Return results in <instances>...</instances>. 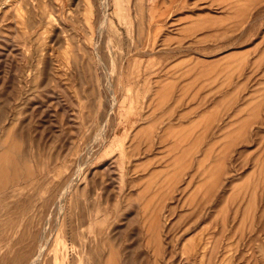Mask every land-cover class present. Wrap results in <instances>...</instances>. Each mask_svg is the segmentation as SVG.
I'll return each instance as SVG.
<instances>
[{
	"label": "rangeland",
	"instance_id": "374dc122",
	"mask_svg": "<svg viewBox=\"0 0 264 264\" xmlns=\"http://www.w3.org/2000/svg\"><path fill=\"white\" fill-rule=\"evenodd\" d=\"M4 157L0 264H264V0H0Z\"/></svg>",
	"mask_w": 264,
	"mask_h": 264
},
{
	"label": "bare ground",
	"instance_id": "6f19581e",
	"mask_svg": "<svg viewBox=\"0 0 264 264\" xmlns=\"http://www.w3.org/2000/svg\"><path fill=\"white\" fill-rule=\"evenodd\" d=\"M52 6V5H51ZM3 152V151H2ZM4 153V152H3ZM5 154V153H4ZM7 154V153H6ZM5 154V156H7ZM3 155V154H2ZM3 157V156H2ZM5 159L7 160V157H4V158H1L0 159V165L2 164V163H4V161H5ZM13 159V158H12ZM5 166H4V168L6 167V164H4ZM0 170H1V167H0ZM9 170V169H8ZM10 174V173H9ZM247 180H249V179H247ZM7 184V183H6ZM1 187V186H0ZM3 187V186H2ZM240 228V227H239ZM39 259V258H38ZM38 264V263H37Z\"/></svg>",
	"mask_w": 264,
	"mask_h": 264
}]
</instances>
